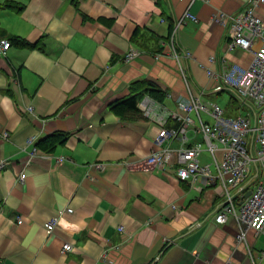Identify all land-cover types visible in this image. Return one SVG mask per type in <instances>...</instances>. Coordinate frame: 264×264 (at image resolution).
Masks as SVG:
<instances>
[{"label": "crops", "instance_id": "0c3cea01", "mask_svg": "<svg viewBox=\"0 0 264 264\" xmlns=\"http://www.w3.org/2000/svg\"><path fill=\"white\" fill-rule=\"evenodd\" d=\"M6 2L24 9L17 13ZM159 2L0 0V41L15 36L43 46L0 51V163L8 162L0 168V264H252L250 255L258 261L264 252V233L249 229L246 243L237 242L236 222L214 223L221 185L203 176L179 182L174 156L163 170L147 171L142 160L154 149L157 129L110 111L148 82L166 92L168 109L187 97L166 51L170 22L188 7L198 22L188 21L176 38L192 52L187 74L204 101L215 83L207 70L250 64L252 54L228 52L227 30L211 22L217 11H242L247 0ZM257 11L264 22V5ZM137 28L159 38L162 50L127 62ZM55 132L68 134L65 144L51 153L36 147ZM209 161L203 153L200 162ZM57 216L69 227L48 233L45 224Z\"/></svg>", "mask_w": 264, "mask_h": 264}, {"label": "built area", "instance_id": "2783aa9c", "mask_svg": "<svg viewBox=\"0 0 264 264\" xmlns=\"http://www.w3.org/2000/svg\"><path fill=\"white\" fill-rule=\"evenodd\" d=\"M189 1L191 3L194 0ZM260 5H264V0H247L245 8L237 14L217 11L211 17V22L227 30L228 52L238 49L252 54L247 67L223 62L219 71L207 70L208 78L215 82L213 92H230L240 104L239 112L233 116L225 115L227 112L217 103L202 99L204 91L195 92L187 74L188 62L193 60L192 52L181 48L176 38L178 29L188 21L198 22L189 7L175 20L166 51L175 61L176 70L186 85L187 97L179 100L174 109H168L148 96H144L137 104L145 119L157 129L154 149L142 160L143 168L147 171L163 170L169 165V156H174L171 169L179 182L193 183L198 176H203L210 184L221 185L223 203L212 219L217 225L236 222L239 228L236 241L244 243L247 230L252 229L256 234L264 233V22L257 11ZM257 42L259 46L254 50L253 46ZM10 46L8 40L0 41L1 52ZM139 53L133 47L125 54L124 60L129 62ZM210 61L214 62V58ZM27 109L30 113L34 111L32 106ZM199 134L201 138L197 139ZM2 135L8 137L7 133ZM175 142L177 145H174ZM37 152L35 147L29 156L33 158ZM203 153L209 155L208 163L200 162ZM7 163L1 162L0 168ZM96 167L101 168V164ZM254 170L261 180L255 187L249 188ZM24 178V174L19 176L20 181ZM247 191L251 193L245 198ZM66 212L72 210L67 209ZM62 225L69 227L57 216L47 222L45 228L48 233H52L57 226ZM119 230L124 231V227L120 226ZM70 248L67 243L63 251ZM250 256L252 264H262L264 261V252H261L258 261L252 254Z\"/></svg>", "mask_w": 264, "mask_h": 264}, {"label": "trees", "instance_id": "16d2710c", "mask_svg": "<svg viewBox=\"0 0 264 264\" xmlns=\"http://www.w3.org/2000/svg\"><path fill=\"white\" fill-rule=\"evenodd\" d=\"M159 1L160 0H156V4H160ZM73 2H75V0H73ZM3 6L9 9L16 8L17 13H21L22 10L24 9V6L21 5L19 7H16V3L14 2H6L3 4ZM163 20L166 21V19ZM173 25L172 22H170L169 25L170 31L172 30ZM159 40L160 39L157 38L154 34L140 28H137L131 37V43L133 44L135 49L145 53H152V52L160 53L162 48L158 47L157 43L159 42ZM8 41L10 42L11 46L13 45L19 49L43 51V46L39 42L32 44L15 36L9 38ZM144 85L146 87L143 91L131 93L127 97L121 99L120 101L110 104V111L124 121L145 119V116L141 113V111L137 107L138 102L144 96H148L160 103H163L166 99L167 94L162 89H160L159 87H157L156 85L150 82ZM230 113L232 112L230 111ZM230 113H227V115ZM67 138H68V134L64 132H55L38 141L36 147L45 153H51L56 149V147L65 144Z\"/></svg>", "mask_w": 264, "mask_h": 264}, {"label": "rangeland", "instance_id": "374dc122", "mask_svg": "<svg viewBox=\"0 0 264 264\" xmlns=\"http://www.w3.org/2000/svg\"><path fill=\"white\" fill-rule=\"evenodd\" d=\"M205 98L207 100L214 101V103H217L227 113L229 111H231L232 113L239 112L240 104L231 97V93L228 91H224L220 93H209L206 95ZM203 118H206V116L203 115ZM209 120L210 122H212V119ZM218 157H220V154H218ZM260 180H261V176L260 175L256 176V170H254L252 175V180L249 184V188H252V186L255 187Z\"/></svg>", "mask_w": 264, "mask_h": 264}, {"label": "water", "instance_id": "95a60500", "mask_svg": "<svg viewBox=\"0 0 264 264\" xmlns=\"http://www.w3.org/2000/svg\"><path fill=\"white\" fill-rule=\"evenodd\" d=\"M251 191H247L246 194L244 195L245 198H247L250 195Z\"/></svg>", "mask_w": 264, "mask_h": 264}, {"label": "bare ground", "instance_id": "6f19581e", "mask_svg": "<svg viewBox=\"0 0 264 264\" xmlns=\"http://www.w3.org/2000/svg\"><path fill=\"white\" fill-rule=\"evenodd\" d=\"M227 264V263H226Z\"/></svg>", "mask_w": 264, "mask_h": 264}]
</instances>
